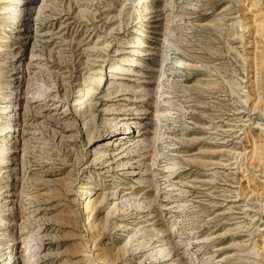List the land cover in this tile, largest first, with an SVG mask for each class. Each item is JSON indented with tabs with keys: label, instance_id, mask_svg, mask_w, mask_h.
<instances>
[{
	"label": "rangeland",
	"instance_id": "rangeland-1",
	"mask_svg": "<svg viewBox=\"0 0 264 264\" xmlns=\"http://www.w3.org/2000/svg\"><path fill=\"white\" fill-rule=\"evenodd\" d=\"M0 129V264H264V0H0Z\"/></svg>",
	"mask_w": 264,
	"mask_h": 264
},
{
	"label": "bare ground",
	"instance_id": "bare-ground-1",
	"mask_svg": "<svg viewBox=\"0 0 264 264\" xmlns=\"http://www.w3.org/2000/svg\"><path fill=\"white\" fill-rule=\"evenodd\" d=\"M19 16H20V15H19ZM6 109H7V108H6ZM0 130H1V129H0ZM3 130H4V129H2V131H3ZM1 162H4L3 159H0V163H1ZM7 262L10 263V259H9ZM8 263H7V264H8ZM10 264H11V263H10Z\"/></svg>",
	"mask_w": 264,
	"mask_h": 264
}]
</instances>
